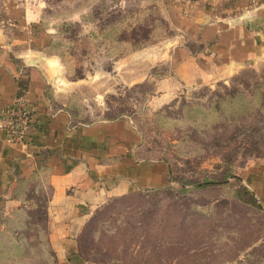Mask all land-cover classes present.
<instances>
[{"label":"rangeland","instance_id":"rangeland-1","mask_svg":"<svg viewBox=\"0 0 264 264\" xmlns=\"http://www.w3.org/2000/svg\"><path fill=\"white\" fill-rule=\"evenodd\" d=\"M29 2L41 16L30 31L47 34L42 50L60 70L52 84H77V122L125 116L145 156L170 164L169 187L114 197L94 212L79 238L83 255L97 264H264V206L236 196L264 160V58L163 96L157 81L170 63L141 65L178 33L162 0ZM134 58L143 79L129 84L120 75Z\"/></svg>","mask_w":264,"mask_h":264},{"label":"crops","instance_id":"crops-1","mask_svg":"<svg viewBox=\"0 0 264 264\" xmlns=\"http://www.w3.org/2000/svg\"><path fill=\"white\" fill-rule=\"evenodd\" d=\"M162 1L178 33L141 64L150 72L170 63L157 81L161 95L212 84L264 58V0ZM39 8L0 0V120L21 95L33 111L25 142L0 128V264H97L79 241L88 220L111 198L169 187L170 164L145 156L125 116L77 122L70 106L77 84H52L60 70L41 49L48 36L30 31ZM135 58L120 75L129 84L143 79ZM255 165L244 180L264 206V160Z\"/></svg>","mask_w":264,"mask_h":264},{"label":"built area","instance_id":"built-area-1","mask_svg":"<svg viewBox=\"0 0 264 264\" xmlns=\"http://www.w3.org/2000/svg\"><path fill=\"white\" fill-rule=\"evenodd\" d=\"M182 4L190 0H175ZM27 99L21 95L17 98L15 105L6 112V117L0 120V128L7 132L8 139L17 142H25L27 133L32 125L33 111L26 104Z\"/></svg>","mask_w":264,"mask_h":264},{"label":"trees","instance_id":"trees-1","mask_svg":"<svg viewBox=\"0 0 264 264\" xmlns=\"http://www.w3.org/2000/svg\"><path fill=\"white\" fill-rule=\"evenodd\" d=\"M51 40H52V38H50V41ZM41 49H43V47ZM246 194H250V197L248 198L246 196ZM236 196L244 203L252 202V203L256 204L257 206L259 205L258 197L253 192H250L248 187L245 188L244 193L239 192Z\"/></svg>","mask_w":264,"mask_h":264}]
</instances>
